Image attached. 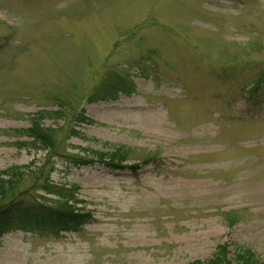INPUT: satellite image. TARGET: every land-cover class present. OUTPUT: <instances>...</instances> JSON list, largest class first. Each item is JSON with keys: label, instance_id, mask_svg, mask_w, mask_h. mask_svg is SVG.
Masks as SVG:
<instances>
[{"label": "rangeland", "instance_id": "374dc122", "mask_svg": "<svg viewBox=\"0 0 264 264\" xmlns=\"http://www.w3.org/2000/svg\"><path fill=\"white\" fill-rule=\"evenodd\" d=\"M114 73L134 91L89 100ZM36 119L62 143L49 179L93 220L6 232L0 264H190L223 242L264 264V0H0V170L41 168ZM110 145L159 159L65 158Z\"/></svg>", "mask_w": 264, "mask_h": 264}, {"label": "trees", "instance_id": "16d2710c", "mask_svg": "<svg viewBox=\"0 0 264 264\" xmlns=\"http://www.w3.org/2000/svg\"><path fill=\"white\" fill-rule=\"evenodd\" d=\"M104 81L100 86L104 88V91L90 97L89 100L116 99L120 93L131 94L134 91L133 83L130 80L125 81L116 73L111 77L107 76ZM75 118L79 122H88L84 111H79ZM21 131L30 136V143L34 147L46 151V159L41 168L34 173L26 172L20 166H10L0 170V237L11 230L28 232L39 230L56 236L61 232L80 231L83 225L93 220L92 212L77 207L76 189L73 186L66 187L64 184L53 183L49 179L53 169H44L51 157L60 154L58 151L62 143L56 138L53 129L41 127L38 119L33 120L28 129ZM69 132L71 136L83 137L82 133L75 128H70ZM89 151L91 152L85 153L87 152L85 151L81 156L68 155L65 158H70L71 161L79 164L99 163L111 170L129 169L132 173H137L145 164L159 159L156 155L130 163L128 159L132 149L124 146L110 145L106 151L91 149ZM27 176L36 187L31 186L17 191L18 185ZM37 189H41L44 194L52 195L54 198L46 201L45 197L36 194ZM228 221L230 225H233L237 220L228 218ZM228 247L229 243H220L210 259L194 260L190 264H255L259 261L257 254L249 247L236 244L233 254Z\"/></svg>", "mask_w": 264, "mask_h": 264}]
</instances>
